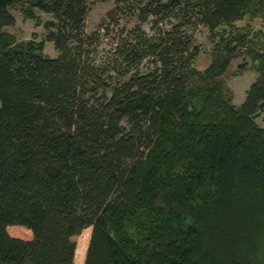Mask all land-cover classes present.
I'll use <instances>...</instances> for the list:
<instances>
[{
	"label": "trees",
	"instance_id": "16d2710c",
	"mask_svg": "<svg viewBox=\"0 0 264 264\" xmlns=\"http://www.w3.org/2000/svg\"><path fill=\"white\" fill-rule=\"evenodd\" d=\"M92 2L0 0V264H78L88 227L81 264H264V40L235 25L264 0H113L88 33ZM17 4L50 16L56 56L3 30Z\"/></svg>",
	"mask_w": 264,
	"mask_h": 264
},
{
	"label": "rangeland",
	"instance_id": "374dc122",
	"mask_svg": "<svg viewBox=\"0 0 264 264\" xmlns=\"http://www.w3.org/2000/svg\"><path fill=\"white\" fill-rule=\"evenodd\" d=\"M113 6V0H93L90 5V9L85 19V31L90 33L96 29L100 20L105 16L106 12ZM27 6L21 8L20 4L10 8V12L14 16V23L10 26H6L3 30L12 34L17 42H25L27 40H34L38 42L44 41L43 54L54 57L57 55V51L51 41L46 39L48 30L45 27V21L50 19V16L37 9H32L31 14H26L25 10ZM124 21H120V24ZM238 27L246 28L248 38L253 40H264V15L256 18H249L246 15L242 20L235 22ZM225 28L221 25L217 28L220 30ZM228 30V27L226 28ZM190 33H192L194 43L199 48V52L194 60V67L203 71L210 63L213 50V41L210 37L209 31L201 26L190 27ZM242 65V67H239ZM256 72L254 64L247 53L234 57L228 69L224 75L227 87L232 92V102L235 106H239L245 97V90L250 83L254 80ZM256 122L264 126V110L260 112L256 118ZM14 234H21V226H16ZM91 228L84 229L78 236L74 238L76 241V250L74 261H84L86 248L89 241ZM77 263V262H76Z\"/></svg>",
	"mask_w": 264,
	"mask_h": 264
},
{
	"label": "crops",
	"instance_id": "0c3cea01",
	"mask_svg": "<svg viewBox=\"0 0 264 264\" xmlns=\"http://www.w3.org/2000/svg\"><path fill=\"white\" fill-rule=\"evenodd\" d=\"M78 264H81V263H83V262H81V261H76Z\"/></svg>",
	"mask_w": 264,
	"mask_h": 264
}]
</instances>
